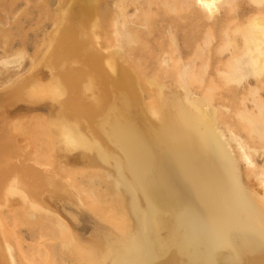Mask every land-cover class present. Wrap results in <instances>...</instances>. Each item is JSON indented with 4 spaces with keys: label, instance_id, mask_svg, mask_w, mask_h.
Instances as JSON below:
<instances>
[{
    "label": "bare ground",
    "instance_id": "6f19581e",
    "mask_svg": "<svg viewBox=\"0 0 264 264\" xmlns=\"http://www.w3.org/2000/svg\"><path fill=\"white\" fill-rule=\"evenodd\" d=\"M131 1L135 16L129 18V5L119 0L112 6L115 13H107L105 28L96 0L61 5L54 35L43 56L32 62L35 67L43 60L50 79L29 76L0 91V264H57V246L49 241L59 242L61 253L73 257L74 264H264V0H251L258 10L251 27L225 33L235 45L228 54L214 52L217 74L209 80L199 76L210 66V55L199 65L195 62L209 50L194 45L188 52L174 42L173 33L168 44L163 40L149 52L160 49L156 69L146 74L142 61L133 56L150 47L140 27L150 12L142 9L141 0ZM179 1L201 20L214 16L228 0H192L196 10L191 0ZM183 5L169 7L178 11ZM98 31L104 34L107 56L84 41L89 33L101 37ZM237 35L241 38L233 43ZM189 57L192 61L183 63ZM170 74L180 89L166 85L165 90L163 79ZM143 94L150 99L140 108ZM227 96L241 99L234 102L242 105L234 115L216 105ZM43 97L57 104L55 119L35 118L24 135L23 123L15 124V110L7 106ZM21 141L35 147L39 141L34 161L42 163L43 171L25 162L28 158L17 144ZM60 146L69 156L78 149L84 159L92 151L111 158L124 185L107 198L93 186V173L88 186L78 188L80 199L119 232L108 242L102 262L84 250L60 216L38 213L44 210L40 188L55 183L48 174ZM74 172L66 176L74 179ZM19 187L28 199L21 194L20 209L13 206L8 219L1 205ZM129 206L134 220L128 218ZM21 225L36 227L27 248L17 230ZM163 225L166 231L159 233Z\"/></svg>",
    "mask_w": 264,
    "mask_h": 264
},
{
    "label": "rangeland",
    "instance_id": "374dc122",
    "mask_svg": "<svg viewBox=\"0 0 264 264\" xmlns=\"http://www.w3.org/2000/svg\"><path fill=\"white\" fill-rule=\"evenodd\" d=\"M73 1L74 0H0V28H2L0 29V91L6 89V85L8 86V84L12 82H14V84H17L25 80L29 76H37L41 79L42 82H46L50 79L51 70L48 66L45 65V62L43 60H40L35 67H32V62H34L35 59L39 60L43 56V53L45 52L47 46L46 43L51 38V36L54 35L53 33L55 32L56 24V22L54 23V21H57L58 18L56 17L59 16H56V10L62 7L61 5H63L62 8H64V6H67L69 2H71L69 6H76L75 4L78 0H75V3ZM118 1L119 0H96V12H98V14L103 18V28L107 26L105 23L107 16H109V14L107 13H110V16L112 13L111 10H113V12L115 13L113 7L116 8L118 6ZM141 1L142 9L149 10L148 12H150V17L147 19V21H144V24L147 23L145 25L146 27L144 25L143 28L142 26H140L142 29L141 31L145 32H142V34L144 35V37L142 36V39L147 40L150 47L148 49H145L143 52H136L133 57H135V60L140 59V61H142L141 65L145 69L148 76H150L152 71H154L157 67V55L160 49H157V51H154L151 54H149V52L153 49L160 48L161 43H163L165 40V42H167L168 44V36L171 35L170 33H173L174 42L177 43V45H179L181 48H186L188 52L194 45H200L203 51L209 50L210 54L209 52H206V55L208 54V56H204L205 53H203V57L196 58L195 62L199 65L201 61L205 59V57L207 58L210 55V66L207 67V70L205 72L204 70H202L201 76H199V78L209 80L210 78L215 77L217 74L216 66L219 62L217 61V58L215 59V56L218 55L222 50V54H228L230 52L229 48H231L232 45H235L228 43V34L225 33L228 31L243 33L244 30L241 28V25L251 27L249 21L253 20L255 15H257L258 13L254 1L228 0L227 2L223 3V5L226 6H220L219 9L215 12L214 16L209 18L202 16V18L204 17V19L200 20L195 19L193 17V10L187 9L185 7L186 3H183L182 1L180 2L179 0H152V5H147L149 0ZM171 1H173V4L175 5L180 4V6H182V4H184V7H181L180 9L178 8V11L177 9H170V7H173L171 6L173 5ZM124 2H127L126 4L129 5L127 8L128 17L133 18L136 11L133 1L124 0ZM190 2L191 8L193 6V9L196 10L194 1L191 0ZM166 3H169V5L167 6ZM59 11L58 13L60 14ZM153 11L155 14L153 13ZM165 11L167 13L169 11V14H167ZM51 13L55 16H51ZM176 13H180V15H175ZM54 18H56L57 20ZM150 24L152 27L150 26ZM5 29H7V32L10 34H5ZM146 31L150 33L147 32V34ZM99 34L101 35V37L99 38L90 36V33L86 34L84 41L91 44L92 48L100 50L101 52H103V54H105V56H107L108 48H104L107 45L105 42L104 34L102 32H99ZM196 34L199 35V38L197 39L198 41L195 38ZM211 35L212 38H210ZM4 37L8 38V42H6L7 38ZM240 38L241 36L238 35L234 37L235 41L233 40V43H236V41ZM195 41H197V44H192ZM214 52L216 53V55ZM191 58L192 57L184 58L183 63L186 64L189 61H192ZM120 62H122V64L124 65L129 64L122 59H120ZM197 64L196 66L198 67ZM257 69L258 68H254L253 71ZM164 77L165 78L163 80H165V90H168L166 85L171 87L173 86V88L178 85V83L175 82V79L171 77V74L169 77ZM198 83L199 82L195 81L193 82V85H198ZM262 84L264 85V81L262 82ZM251 86L258 87L260 85L256 84V82H252ZM245 87L249 86L245 85ZM177 88L178 87H176L175 89ZM151 94L152 93L148 95L150 96ZM148 95L143 94V97L141 96V98L139 99L140 108L145 105V102L149 101L150 97ZM238 100L241 99H235L227 96L222 98V100L216 105L222 108L224 111L225 109H227L226 111L234 115L242 107V105L237 107L234 106V102H237ZM245 100H247V98H245ZM7 108L15 110L13 115L11 116L12 120L15 121V124L18 121H21L23 123V126L25 127L24 128L22 126V130L25 133L24 135H27V131L29 132V129L31 128L29 124L35 118L45 117L50 120L55 119L57 104L48 97H43L32 101L21 100L17 103H14L13 105L7 106ZM28 127L30 128L27 130ZM29 141L17 142V144L21 146V149L24 152L23 155L28 158V160H26L25 162L27 164H33L35 165V168H41V170L43 171V166H41L42 163H37L34 161L38 156V154H35L34 151L36 149H39V141L36 142L37 148L32 144L34 142ZM29 143L30 145L32 144V147L34 146L35 148H31ZM65 150V148L62 149L60 146L57 148L56 152H54V163L52 166H50L51 171H49L50 173L48 175H51V177L54 178L55 183L51 185L50 182H46L43 184L42 188H40L41 196L44 200V202L40 203V205L43 206L42 209L44 210H41L38 213L42 216H44V214L50 216H54L55 214H57L58 216H60V218L70 226L73 233L76 235L78 243L84 247V250H87L92 255L91 257L94 258L95 261L102 262V259L104 258L102 257V255L106 250V247L108 248V242L117 239V237L119 236V232L110 223L105 221L99 213L92 210L84 203L82 199H80V196L82 194L79 196L78 191H80V189L78 190V188L79 186L82 189L83 187H87V184H89V182L91 181L89 179V175L93 173L95 174L93 179L96 181L93 186L97 189V192H100L104 195L107 194V198L110 196V194H114L118 190H123L124 185L117 180V175L114 171V162L111 158L105 159L96 151H92L91 153H89V156L85 157L84 159L80 157V154L77 152L78 149L74 151L72 150L70 154L74 155L71 156L67 155ZM39 159L41 158L39 157ZM12 161L14 162V160ZM259 163L262 162L259 161ZM73 170H78L79 172L75 174ZM68 171H71V173L74 172V176L76 178H74V176V179L68 178L66 176ZM70 180L74 181L70 182ZM75 181L77 182V184L72 185V183ZM66 184L67 186H65ZM21 194H25L26 196L28 195L27 191H25L22 187H19V189H16V192L9 195L10 202L8 204L4 203L1 205L2 214L6 216V218L9 219V217L12 215L13 206H15L14 210L16 206H18L17 209H20L19 207H21L20 204L22 203ZM11 201L13 202L11 203ZM127 211L128 218L130 220H134L136 217L133 209L129 206V209ZM166 228L167 225H163L160 227L158 232L163 233L164 231H166ZM17 230L25 240L23 243L25 248H27L30 243L34 242L35 238H33V236L36 233V227L29 228L28 226L21 225L17 228ZM31 233L33 234L31 235ZM49 242L50 244L57 246V248L55 249V258L57 264H74L73 257H67L63 253H61V246L59 242L55 244L54 241Z\"/></svg>",
    "mask_w": 264,
    "mask_h": 264
}]
</instances>
